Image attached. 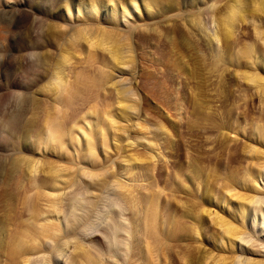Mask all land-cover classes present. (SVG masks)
<instances>
[{"label":"bare ground","instance_id":"1","mask_svg":"<svg viewBox=\"0 0 264 264\" xmlns=\"http://www.w3.org/2000/svg\"><path fill=\"white\" fill-rule=\"evenodd\" d=\"M131 6L139 11L137 20L141 21L140 26L122 29L123 32H120L121 29L119 31L113 30V27L107 29L102 25L87 28L82 26L84 24L82 20H86L83 17L82 22L75 24L79 26L74 31L76 33L71 32L66 46H60L49 63L46 64L48 60L44 52L36 55L27 51L28 53L24 55L25 61L31 63L34 68L33 73L35 72L37 76L35 83L40 81L45 91L51 92L53 88L54 91L60 92L56 93L54 99L50 98L54 100L53 104L49 103L51 105L43 109V113L40 110L42 118L37 113L40 108L36 110L34 105L37 104L33 103L39 99L35 101L31 97L25 101L29 108L25 105L23 111L26 113L29 111L31 115L26 117L25 113L26 119H23L26 132L22 137L32 151L29 152V156L14 153L19 157L12 165L14 169L21 167L26 170L29 184L25 185L24 191L31 192L32 196L29 195L32 201L27 197L31 202L26 209L29 217L27 221L25 217L24 221L20 222L25 223L19 227L21 219L19 216L18 225L15 226L18 228L13 232L14 239L11 241L14 249H11V246V250L7 251L6 264L34 262L32 256L47 250L50 241L55 251L52 256L49 254V261L57 262L59 257L65 255L67 244H70L73 247L70 264H100L103 260L106 264H162V259L164 264H181L180 261L187 264H264V247L262 249L258 246L259 250H253L248 244V237L251 234L257 235L256 237L260 239L262 236L264 240L263 115L259 114L255 120L251 118L252 120L248 122L255 137L253 144L244 140L241 146L237 140L225 138L223 135L224 129L231 132L236 128L237 122L231 116L234 109L240 105L244 107L245 113L254 109V96L258 95V104L264 113V0L74 2L78 16L82 12L90 17H96L99 7H102L104 15L111 20L124 19ZM19 17L22 15L19 14ZM133 42L139 48L133 46ZM83 46L84 53H88V58L94 59L93 62L101 59L97 51L104 52L106 56L100 60L102 68H99L100 70H97L98 72L84 85L80 83L83 88L77 83L80 90L78 88L76 89L78 91H73L70 81L65 78L67 64L75 56L80 58ZM149 51L154 54L151 58L146 56ZM135 60L141 65L154 66V70L141 66L136 88L131 85L132 77L128 78L130 81L127 86L124 84L127 77H124L125 80H114V74L112 75L114 70L134 72ZM4 61L5 58L0 57V66H3ZM25 68L23 66V69ZM190 82H193L191 83L194 85L193 90L188 88ZM221 85L224 88L216 90L222 94H217L216 90L215 93L217 96L222 95L220 101H223V105L221 108H213V104L211 103V106L209 103L212 98L210 95H213L210 89L212 86ZM162 87L166 88L165 98H160L157 93V89ZM137 88L142 91L141 102L132 97L137 94ZM101 89L113 92L112 105L109 103L111 100L108 102L111 106L98 105L103 99H107L105 94L104 98L101 97L100 92L103 91ZM79 97L81 101H77L81 105H88L89 102L94 103L98 98H102L100 103L97 101L98 104H93L98 106V109L90 105L88 112L82 113V119L88 114L90 117L94 114V119L86 118L89 120L84 121L85 125H78L80 116L69 110ZM4 98L5 95H2L1 99ZM170 100H173L172 105L174 103L184 107L186 116L177 117L178 125L164 119L161 112V107L163 105L168 107ZM144 105L149 106L148 109L151 107L152 112H149L151 115L154 114L153 116L149 117L150 113H147V116ZM110 107L115 109L110 110ZM14 114L10 117L5 116H8L6 118L12 121V124L15 122L13 125L18 126L16 123L20 122L22 113ZM246 116L244 120L247 122ZM37 120L42 124L40 127L37 126L39 125ZM80 123H83L82 120ZM148 124L152 128L147 127ZM133 127L137 130L134 134ZM13 128L11 127L12 132L15 130ZM76 130L81 132L83 139L77 136ZM175 131L183 134L186 140L184 142L172 140L171 136ZM184 146H189L192 150L186 156L187 165L185 164L184 168L176 167L170 187L171 196L166 204L162 205L160 196L163 189L158 188L155 182L154 160L166 157L160 151L165 147L182 157ZM62 156L68 157L69 161L72 159V162L77 159L86 169H79L78 166L73 168L72 164H70L72 168L67 167L64 163L68 161L67 159V161H64V158L60 159L63 162H59V157ZM99 156L101 158L98 162L95 158ZM244 158L249 160L252 166H241ZM7 162L9 163V160ZM7 162L3 161L4 164ZM241 170L242 174L239 177ZM14 172L12 169V173ZM83 176L89 178L86 179L89 183L85 181L84 193L78 192V187L73 191L64 192L65 188L77 185V180L80 182ZM195 182L201 186L202 191L205 190L203 196L200 190L194 192L188 185ZM238 184H241L240 191L236 190ZM103 187L112 191L111 194L121 203L119 202L118 206L110 204L109 208L104 209L111 213L108 217L110 220L104 229L99 228L101 226L99 225L98 228L101 230L90 231L91 234L89 230L92 224L94 226L92 218L95 207L98 206L95 202L98 197L95 191L103 190ZM210 189L214 190L212 194L211 192L209 194ZM180 192L185 194L184 201L177 199L176 193ZM85 194L88 196L82 201ZM25 199L22 202L25 203ZM214 202L219 208L217 211L212 207ZM25 205L27 207L26 203ZM177 206L184 208V211H177ZM7 221L10 219L7 218L0 225V238L3 232H6ZM209 222L219 230L215 232L216 236L213 233L212 237L210 235V240H214L216 244L214 245L217 248L216 254L208 251V248L200 252L197 250L198 247L191 246L188 242L190 239L200 242L199 232L206 229ZM86 224L88 227L85 230L82 226H87ZM259 224L262 225L260 229L262 234L255 230ZM88 235L94 245L98 247L104 245L103 260L93 256L94 253L91 254L84 244L79 243L78 239L82 240ZM71 239H74L73 242ZM118 240H121V244ZM33 251L35 252L31 255ZM44 262H47V259H44Z\"/></svg>","mask_w":264,"mask_h":264},{"label":"rangeland","instance_id":"2","mask_svg":"<svg viewBox=\"0 0 264 264\" xmlns=\"http://www.w3.org/2000/svg\"><path fill=\"white\" fill-rule=\"evenodd\" d=\"M76 1H78V0H0V50H1L0 57L1 58H5L4 63H2L3 66L2 65L0 66V104L2 103L1 106H0V110H1V112H0V160H1L2 163H3V161L5 163V162H7L9 160V163L7 162L6 164H4V163L2 164L0 162V164L2 165V166H0V170L2 171V172L0 171V194H2V195H0V197H1V199H0V210L2 211V212L0 211V225L3 224L2 222L5 221V220H7V218L10 219V221H7L6 222V225H5L7 227L6 232H3V234H2V236L0 238V248H1L0 249V264H6V263H8V259H7L6 253H7L8 250L14 249L13 244H12L11 241H12V239H14L13 232L16 231L15 230L16 228H18V227H15V226L18 225L17 224L18 223L17 221L20 218H21L19 220V224L20 225H18L19 227H21V225H23V223H25V222L20 223V222H22V220L24 221V218L25 217H27V218H25V221L28 220L29 214L26 211V209L31 204V202H29L28 200L30 199V201H32V199H31L32 194H30L31 192L25 193V191H24L25 185L26 184H29V178H28L29 176L27 175L26 170L25 169H22L21 167L20 168L19 167L18 168L15 167V169H14V166L12 165L13 164L12 162L17 157H19V155L14 154V153H18L20 155L29 156L28 155L29 152L32 151V150H29L30 147H29V145H27V141H24V139L22 137L23 133L26 132V128L24 127V122H25L24 119H26V117H28V116L30 117V115H31V114L29 115V111H27V113L23 111V108H25V107L28 106V103L25 102V101L27 100V98L29 100L31 97H32L31 99H34L35 101L37 99H39V100H37V102H34L33 101V103L37 104V105H34L35 106V109L36 108L37 109L40 108V109H38V110L36 109V110H37V113H39V116L42 118L43 117V114H42L43 113V109L45 110V108L47 106H50L51 104H53L54 103L53 102L54 100H51V99H54L56 93L60 92V90L59 91L58 90H55L54 91L53 88H51V90L54 91V92H52V91L51 92L50 91H45V89L43 88V84L40 81H37V83H35V78H37V76H36V74H34L35 72L33 73V71H34L33 69L34 68H33V66H32L31 63L25 61L24 55H26L29 51H30V53H34L36 55L39 54V53L44 52L45 53L44 55L46 56V58L48 60V62H46L47 60L45 62H46V64L49 63L50 62L49 60L56 55V53H57L58 49L60 48V46L61 47L66 46L67 40L70 38V35L72 33L73 34L76 33L74 31H76V28H78L79 26L76 25L77 26L76 27L75 24L76 23L79 24L82 21L84 22V24H86V25L82 24L83 27L85 26L87 28H93V27H95V25H99V26L102 25V26L106 27L107 29H111L112 27L114 28V29L112 28L113 30H117V31H119L121 29L120 32H123L124 29H128V28H131V27L133 28L135 26H140V24H141V21H138L137 20L139 11L136 10V9H134V8H132V6H131V10L126 13L124 19L123 18H114L113 20H111L109 18L107 19V17L104 15L103 8L102 7H99V9L97 11V14L98 15L96 17L95 16L94 17H90L88 14H83L82 12L80 13L81 16L80 15L78 16V12L76 11V9L74 7V2H76ZM66 8H68V9H66ZM19 14L22 15L21 18L19 17ZM127 14H129V15H127ZM83 17H85L86 20H82L81 21V18H83ZM148 22H151V21H148ZM40 32H41V34H40ZM36 35H37V37H36ZM63 43H65V44L63 45ZM134 45L137 46L133 42V46ZM137 48H139V46H137ZM77 49H80L81 50L82 47H77ZM82 50H83V53L81 54L80 58L77 57V56H75L67 64V70H66V74H65L66 77L65 78H66V80L68 79L70 81V83L72 85L73 91H75L78 88H79L78 90H80V87L83 88L84 83L87 80H89L91 77H93L100 70L99 68H102V66H101L102 64L100 63L102 61H100V60L103 57L106 56V54L104 52L97 51V55L99 56V59L100 58L101 59L100 60H98V59L96 60V61H99V63L96 62V61L93 62L94 59L93 60L91 58L89 59L88 58V53H84V46H83V49ZM3 53H6V54H3ZM77 54H79V53H77ZM147 54H146V56L148 58H151V57L154 56V54L150 53V51H149V53L147 52ZM149 55H150V57H149ZM23 62H24V64H23ZM135 63H136V70L134 72L132 71L133 73L132 72L129 73V70H128V72H127V70H125V72L124 71L119 72L118 70H114L112 72V75L114 74V77H115L114 80H118V79L119 80H121V79H124L125 80V78L127 77V79L124 81L125 86H127V85H129V81H130L128 78L129 77H132L131 78V85L136 88L137 87V84H138V81H139V75L138 74L140 73L139 72L140 71V68H141V66L145 67L146 65H144V64L141 65L140 63H138L137 60H135ZM23 66H24V68L25 67H27V68L23 69ZM146 67H148V69L151 68L150 70H152V69L154 70V66L152 67V65L150 66V65L147 64ZM29 69L31 71H28ZM29 78H31V79H29ZM29 80L30 81L33 80L34 83H33V81H31L32 82L31 83ZM79 81H81V82H79ZM77 83L79 85H80V83H82L83 85L82 86L80 85V87H78ZM191 83L193 84V82H190L189 83L190 85H188V88L193 90L194 89V85H191ZM245 85L246 84H243V86H245ZM73 86H75L74 87L75 89L73 88ZM216 87L217 86H215V87L212 86V88L210 89V91L212 93L209 91L211 94L215 95V96L210 95L213 99L210 98L211 100L209 101V103L210 104L211 103L213 104V108H221L222 105H223V101L222 100L220 101V99H221L220 96H222V95H220V96L218 95L220 97L219 98L217 96V94H222V93H219V91H217V90H218V88H221V90H222L224 87L222 88V85L220 87H217V88ZM138 88H139V86H138ZM138 88H137V94L132 95V97L134 99H136V101L138 100V101L141 102L142 101L141 100L142 91L140 89H138ZM164 89H166V88L165 87L164 88L162 87V89H159V90L157 89V91H158L157 93L160 96V98H165L164 96H166V93H165V90ZM78 90H76V91H78ZM102 90L103 89H101V91ZM215 90H216V92H218L217 94L215 93ZM34 91H36V92L35 93H32ZM106 91L108 93H106ZM106 91L103 90L102 91L103 94H102V92H100L101 95H102L101 97L104 98V94H105V96L107 98L106 100L103 99V102H102L103 104L100 103L101 100H102L101 97L98 98V100H96V102L94 101V103H97V101L98 102L100 101L99 102L100 104L97 103L98 105H101L102 107H105V104H107V106L109 107V105L113 102L114 94H113V92L111 93L110 90L109 91L106 90ZM252 91H253V89H252ZM236 94H238V93H236ZM2 95H5V98H4L5 100L4 99H1ZM109 95H111V96H109ZM47 97L49 99H47ZM214 98H216V99L214 100ZM79 99H80V97L77 98L76 101H75V103H74L76 106L73 104V106H71V108L69 110H72L73 112L72 111H70V112L75 113V115H77L78 117L80 116L79 119H78L79 122L77 123L78 125H80V124H82V125L84 124L85 125L84 121L86 122L90 118L91 119L92 118L94 119V114L91 115V117L88 114L85 118L82 119L81 116H83V114H84L83 112H85V111L88 112V110H89V108H91V106L94 108V106L96 107V105H93L94 104L93 102H89L88 105L87 104L86 105H81L79 103L81 100H79ZM150 99L151 98H149V100ZM77 100H79V102ZM109 100H111V102H109ZM172 101L173 100H170V103L171 104L169 103V106L168 107H167V105H163L161 107V112H162V115H163V118L164 119L166 118L167 120L172 121V123H175V125H178L179 124V122L177 121L178 118L180 116L181 117L182 116L185 117L186 114H184L185 111H184V107L183 106L178 105V104L175 105L174 103L172 105ZM108 102L110 104H108ZM221 102H222V104H221ZM47 103L48 104L51 103V104L47 105ZM258 103H259V99H258V95H256V96H254V105H255V107H254L253 110H251V111L246 110V112L247 111L248 112L245 113L244 112L245 109H244V107L242 105L238 106V108H236L237 110L236 109L233 110V112H232L233 114L231 113V116H233L232 119L236 120V122H237L236 128L234 129V131H231V132L229 130H227V129H224L223 135H224L225 138L235 139V140H237L239 142V145L241 144V146L244 144L243 143L244 140H245V142L247 141L250 144L251 143L252 144L254 143L255 137H254V134H253V130L251 129V126H249L250 124L248 122L250 120H252L253 118L255 120V117H257V115H259V114H262L263 115V116L262 115L261 116L263 118L262 121L264 122L263 109L259 106ZM212 104H211V106H212ZM38 105L39 106L41 105V106L38 107ZM151 105H152V103H151ZM16 106H18V107H16ZM43 106H45V107H43ZM74 106H75V109H74ZM258 106H259V108H258ZM148 107L145 108L146 114L147 113L149 114L150 112H152L151 111L152 110L151 107L149 109H148ZM28 108H29V106H28ZM96 108L98 109V106ZM14 109H16V110H14ZM99 109H102V108L99 107ZM114 109L115 108L110 107V110H114ZM40 110H41L42 113L40 112ZM13 112L16 113V114H14ZM241 112L242 113L244 112V113L242 114ZM17 113L19 115H21V113H22V115H21V120H19L20 122H17L16 123V124H18V126L17 125L15 126V125H13L15 122L12 124V121L7 120L6 117H8V116L10 117L13 114L14 115H18ZM25 113L27 115L24 118ZM8 114H10V115H8ZM148 114H147V116H148ZM151 114L152 113L149 114V117H150ZM244 114H245V116H246V114L248 115V116H246L248 118L247 122H246V120H244V117H245V116H243ZM5 115H8V116H5ZM153 115H151V116H153ZM40 117H39V119L41 120ZM88 117H89V119L87 120L86 118H88ZM80 119L82 120L83 123H80L81 122ZM22 122H23V124H21ZM37 122L39 124L37 126L40 127L42 124L39 123V120H37ZM19 123H20V125H19ZM4 124H7V125L4 126ZM11 124L13 126H11ZM131 124H129V125H131ZM11 127L12 128L14 127L15 130H17V131L19 130V131L17 132L15 130H13V132H12L11 131L12 130ZM147 127H149V128L151 127L152 128V126L149 125V124L147 125ZM135 128L134 127L132 128V133L133 134L136 133V131H137ZM149 128H148V130H149ZM242 128H244L245 130H242ZM20 131H22V132H20ZM142 132H144V131H142ZM175 132L173 133V136H171L172 140H174V141H181V142H184V140H186V138H185V136H183V134L180 135L177 132L175 134ZM75 133L76 134L77 133L78 134L80 133L79 135L77 134V136L83 139L80 131L76 130ZM148 135L151 136L150 133ZM15 136H16V138H15ZM235 137H237V138H235ZM230 143H232V141H230ZM160 151H162V153H164V155H166V157L164 156L162 159H159L157 161L154 160V163L153 164L155 166H154V169H153V175L155 176L154 178H155V182L157 184V187L158 188L160 187L161 189H163V192L161 193V196H160V200H161L160 202L163 205V204H166V201L171 196L170 195V191H171L170 190V187H172V182L174 180L173 177H174V174H175V171H176V167H179L180 166V167L184 168L187 165L186 164L187 163L186 156H187L188 152H191L192 150H191V148H189V146H184V154H183L182 157L177 156V154L175 155V153L172 150H170L168 148L166 149V147L164 148V150L161 149ZM35 153H37V152H35ZM145 154H147V152H145ZM148 154H149V151H148ZM63 158H64L63 156L62 157H59V162L60 163L63 162L62 160H60V159H63ZM99 158H101V156H99L98 158H95V159L98 160ZM4 159L5 160L7 159V160L5 161ZM99 160H98V162H99ZM64 161H67V162H64V163H66L67 167L70 166V168H72L71 166L73 165V168H76L78 166L77 168H79V169L80 168L86 169V167L84 165L79 164V161H77V159H74V161H73V162H76V163H73L72 162V159H71V161H69V158L68 157L64 158ZM225 161H227V160L225 159ZM241 162H242L241 163L242 164L241 166H243V165L248 166V167H249V165L252 166V164H250L249 163V160H247L246 158H244ZM64 163H62V164L65 165ZM67 163H69V164H67ZM174 163H175V165H174ZM9 164H10V166H12V168H10ZM70 164H72V165H70ZM79 165H81V167ZM5 166H7V167H5ZM74 166H76V167H74ZM83 167H85V168H83ZM12 169H13V172L14 171H16V172L12 173ZM241 174H242V170L240 171V173H239L238 176L241 177ZM77 178H80V177H77ZM86 179H89V178L86 177V176H83V178L80 180L81 184H80L79 179H78L77 180V183H78L77 185H74V186L72 185L73 187H69V188L67 187V188H65L64 189V192L73 191V189L75 190V187L76 188L78 187L77 191L78 192H81V193H84L85 192V188L84 187H86V183L87 182L89 183V181L86 180ZM85 181H86V183H85ZM197 184L195 182L193 184H188V185L191 188H193L194 192L197 191V190H200L201 191L200 193L203 196L204 193H205L203 191H205V190L202 191L201 186L199 184L198 185ZM80 185H81V187H80ZM238 185L239 186L236 187L237 188L236 190L240 191L241 184H238ZM105 188L103 187V190L101 189L102 192H100L101 190L95 191V193H97L96 195L98 196L97 199H95V202L97 203L96 205H98L96 207H98V208L95 207V213L93 215L94 217L92 218V220H94L93 221L94 226L92 224V221H90L91 224H92V227L89 230V232L90 231L92 232L93 230H96V229H97V231H100L101 229H104V227L106 226V224L110 220V218H108V217L111 216V213L108 212V210L106 211L104 209H106V207L109 208V205L110 204L115 205V206L116 205L117 206L119 205L120 200L117 199V197L115 195L111 194L112 191L105 190ZM158 188H156V189H158ZM108 191L110 193H108ZM210 192L212 194L214 192V190L213 189H210L209 190V194H210ZM180 193H176L177 194V199H180L181 201L182 200L184 201L185 194L182 193V192H180ZM179 194H180V198H179ZM25 196H26V199H25ZM85 196H88V195L85 194L84 197L82 198V201L85 200ZM106 196H108V197H106ZM27 197L28 198L30 197V198L28 199ZM23 198L25 199V203L27 204V207H26L25 203L22 202V201H24ZM87 198L88 197H86V199ZM103 199L104 200L106 199L107 201H104ZM26 200L29 203H27ZM22 203H23V205H22ZM101 203H102V205H101ZM24 206H25V209H23ZM177 207H178L177 208V211H179V212L184 211V208L182 209L181 206H177ZM212 207L214 208V211L216 209L219 210V208L216 205V202H214V206H212ZM8 213H10V215H8ZM21 214H22V216H21ZM96 215H98L99 217L96 216ZM19 216H20V218H19ZM44 216L47 217L46 215H44ZM124 217H125V215H123V218ZM161 221H162V219H161ZM10 223H12V224H10ZM95 223H97V224H95ZM100 223H102V224H100ZM86 225L87 226H85V225L82 226V228H85V230L88 227V224H86ZM99 225H101L99 227L101 229L98 228ZM206 226H207L206 229H203V231L200 230L201 232H199V234H200V238H199L200 239V242L193 241V239H190L191 241L189 240L188 242H189V244L191 246L198 247L197 250L200 251V252H203L204 249L208 248L207 249L208 251H211L213 253L215 252L214 254H216L217 253V248H216V246H214L216 244L213 242L214 240L213 241L210 240V235L212 233L215 234V232L218 230V228H216V226H214L213 223L211 224V222L207 223ZM261 227H262V225L259 224L256 227L257 229L255 228V230H257V232L259 234H262L261 231H260ZM12 228H14V229H12ZM11 230H12V232H11ZM212 235H211V237H212ZM215 236H216V234H215ZM250 236L251 237L253 236V237L251 238ZM256 236L257 235H252V234L249 235V237H248L249 238L248 244L252 247L253 250H259L258 246L263 249V247H264V240H263L262 236H261V239L260 238H257ZM10 237H12V238H10ZM88 237H90V236L88 235L84 239L82 238V240L78 239L80 241L79 243L80 244H84L89 249V252L91 254L94 253V254H92L93 256H95V257L98 256L97 258H100V260H103L102 257L105 258L104 248H103L104 245L101 246V247H98V246L94 245L93 242L90 241L92 238L91 237L88 238ZM73 240L71 239L72 242H73ZM256 240L259 241V242H257ZM120 241L121 240H118L119 243H120ZM261 241H262V243H260ZM199 243H201V244H199ZM262 244H263V246H260ZM48 245H50V247L47 246V248L49 250L46 248L48 251L47 250H45V251L43 250L44 251L43 253L39 252V253L35 254L34 256H32V257H34L35 260H34V262L32 261L30 264H41V262H42V264H70L71 256H73V247H71L70 244H67L65 255L63 257L62 256L59 257L57 259V262L56 261H49V259H50L49 257L52 256V254L54 253L55 250L53 248L52 241H50ZM51 245H52V247H51ZM116 246L118 247V245H116ZM10 247H11V249H10ZM95 248L98 249V250H101V251H98ZM34 252L35 251H33L31 253V255L34 254ZM49 254H50V256H49ZM79 257L81 258L82 256H79ZM44 259H47V262H44ZM79 260L81 261V259H79ZM162 260H163L162 261V264H164V259H162ZM104 263H105V260H103L102 263L100 262V264H104ZM180 263L181 264H187L184 261H180ZM209 263H210V260H209Z\"/></svg>","mask_w":264,"mask_h":264}]
</instances>
